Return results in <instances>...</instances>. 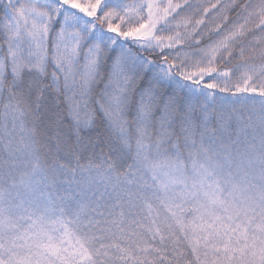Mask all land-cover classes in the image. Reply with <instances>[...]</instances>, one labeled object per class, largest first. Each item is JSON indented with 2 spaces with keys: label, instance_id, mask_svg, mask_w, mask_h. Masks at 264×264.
I'll list each match as a JSON object with an SVG mask.
<instances>
[{
  "label": "snow or ice",
  "instance_id": "6c2138e0",
  "mask_svg": "<svg viewBox=\"0 0 264 264\" xmlns=\"http://www.w3.org/2000/svg\"><path fill=\"white\" fill-rule=\"evenodd\" d=\"M0 264H264V0H0Z\"/></svg>",
  "mask_w": 264,
  "mask_h": 264
}]
</instances>
